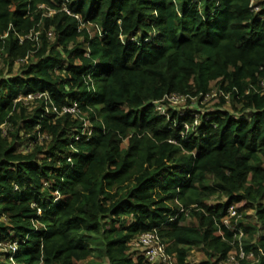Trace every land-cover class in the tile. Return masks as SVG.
Masks as SVG:
<instances>
[{
    "label": "trees",
    "instance_id": "obj_1",
    "mask_svg": "<svg viewBox=\"0 0 264 264\" xmlns=\"http://www.w3.org/2000/svg\"><path fill=\"white\" fill-rule=\"evenodd\" d=\"M63 2L0 0V264H160L130 253L152 230L174 264H264V0Z\"/></svg>",
    "mask_w": 264,
    "mask_h": 264
},
{
    "label": "built area",
    "instance_id": "obj_2",
    "mask_svg": "<svg viewBox=\"0 0 264 264\" xmlns=\"http://www.w3.org/2000/svg\"><path fill=\"white\" fill-rule=\"evenodd\" d=\"M66 2H67V0H64V2L61 3V10L65 13L71 15V16H74L76 19L79 20L77 15L70 14V12L68 11V9L65 6ZM39 8H44V7L39 6ZM47 14H48V16L51 15L52 11H49ZM89 26H91L93 29L96 28V26L92 25V24H90ZM95 32H96V29H95ZM49 38H50V35H49ZM262 86L264 87V84ZM40 96H38V98ZM187 98L188 97L183 96V95L171 94V95L165 96L160 101L154 102V106H155V109L159 115L167 116L168 108L173 109L175 111L184 110L186 103H187ZM27 99L31 101L33 99V97L27 96ZM186 108H187V106H186ZM65 110L70 111V112L74 111L73 108L65 109ZM197 123H198V120H197V116H196L192 125L184 124V126H183L184 132L181 134L182 137L184 134H186L188 131H190L191 126L193 127V126L197 125ZM232 218H235V222L233 224L230 223V219H232ZM239 218H240V215L237 214L234 206H230L227 209V215L223 220L224 225H226L230 230H234L236 223H237V219H239ZM236 237L238 240H240L242 237V233L240 231H238ZM3 246L4 245L2 243H0V249ZM131 246L135 247V248L143 249V251H144L143 255L147 259V261L150 263L174 264L172 262V255H169L166 253L165 246L161 243V240H160V238H159V236L155 230L141 234L140 236L137 237L136 240H134L131 243ZM15 250H16V243H13L11 245H7V249L5 251L11 253V255H12L15 252ZM249 257L250 256H245L243 254V252L241 251V248L239 247L238 253H230L228 255V258L226 260V264H242V261L248 260Z\"/></svg>",
    "mask_w": 264,
    "mask_h": 264
},
{
    "label": "rangeland",
    "instance_id": "obj_3",
    "mask_svg": "<svg viewBox=\"0 0 264 264\" xmlns=\"http://www.w3.org/2000/svg\"><path fill=\"white\" fill-rule=\"evenodd\" d=\"M257 0H254V4L256 3ZM88 30L90 31L91 35H93L95 33V29H93L91 26L88 27ZM2 65V62H0V66ZM16 71V67L13 69V73H15ZM215 84L212 83L211 84V88H212V92L211 94H209V96H207L206 98H204L202 101H200V103L198 102V100H191V105L186 104L188 107H196L198 110L205 111V110H213L216 108L217 104L220 103V99H219V95H217V91L215 89ZM32 102V101H29ZM182 107V106H181ZM223 109L224 110H229V111H233L234 107L231 105V103H226L225 105H223ZM238 109V108H236ZM127 143L126 141L123 142L122 147H126ZM225 201V199H220L218 196H214L212 199H210L209 203L210 204H216L218 201ZM264 203V200H263ZM244 218L247 221L252 222L254 220V216H253V212L252 211H247L244 215ZM190 219H187V223L190 222ZM3 247L0 249V252L5 251L7 249V244L3 243ZM130 253L133 255V257H136L138 255H143L144 251L143 249L140 248H135L132 247ZM92 257H94V255H92ZM205 258L203 257L202 253H200L197 249H193L186 261L188 263H199L200 261H204ZM206 261V260H205ZM246 264H261L260 261H258V258H254L253 256H250L248 260H246ZM172 262L175 263V257L172 255ZM86 262H79L77 264H85Z\"/></svg>",
    "mask_w": 264,
    "mask_h": 264
}]
</instances>
